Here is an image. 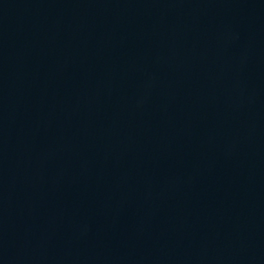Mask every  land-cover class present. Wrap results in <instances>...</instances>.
Listing matches in <instances>:
<instances>
[{"label":"water","instance_id":"95a60500","mask_svg":"<svg viewBox=\"0 0 264 264\" xmlns=\"http://www.w3.org/2000/svg\"><path fill=\"white\" fill-rule=\"evenodd\" d=\"M0 264H264V0H0Z\"/></svg>","mask_w":264,"mask_h":264}]
</instances>
